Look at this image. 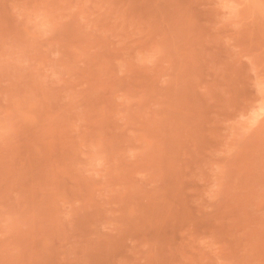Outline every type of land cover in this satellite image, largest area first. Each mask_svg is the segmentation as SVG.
<instances>
[{
    "label": "rangeland",
    "instance_id": "obj_1",
    "mask_svg": "<svg viewBox=\"0 0 264 264\" xmlns=\"http://www.w3.org/2000/svg\"><path fill=\"white\" fill-rule=\"evenodd\" d=\"M0 264H264V0H0Z\"/></svg>",
    "mask_w": 264,
    "mask_h": 264
}]
</instances>
